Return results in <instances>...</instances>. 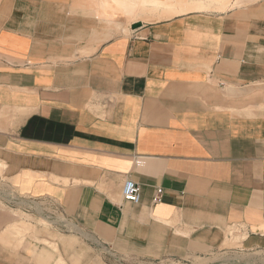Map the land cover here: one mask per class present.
<instances>
[{
  "label": "crops",
  "instance_id": "1",
  "mask_svg": "<svg viewBox=\"0 0 264 264\" xmlns=\"http://www.w3.org/2000/svg\"><path fill=\"white\" fill-rule=\"evenodd\" d=\"M15 1L0 9V160L16 194L151 256L264 251V0L126 33L94 0ZM9 209L0 264H70Z\"/></svg>",
  "mask_w": 264,
  "mask_h": 264
},
{
  "label": "rangeland",
  "instance_id": "2",
  "mask_svg": "<svg viewBox=\"0 0 264 264\" xmlns=\"http://www.w3.org/2000/svg\"><path fill=\"white\" fill-rule=\"evenodd\" d=\"M257 1L233 0L231 5H235L231 8L244 7ZM15 3V0H0V9L14 7ZM161 19L164 18L160 17L159 14H155L152 16L151 21ZM151 21L136 20L131 22L129 26H139L142 23ZM2 164L0 160V202L8 209H20L23 205L39 214L37 217H31L9 209L11 213L16 215V218H19L20 223L24 222L28 226L19 233L52 235L54 237L53 241H44L42 240L44 237H41L39 243L51 247L58 255L65 253L69 257L66 259L69 260L70 264H264V251H245L228 241L224 242L220 249L209 253L184 254L179 252L178 254L155 256H151V254L137 248L101 243L87 232L80 230L53 205L44 203L28 204L23 198L19 197L14 189L8 185L6 175L2 170ZM64 239L69 240L65 246L63 244ZM59 258L61 259L60 256ZM62 261L64 263L63 259ZM57 264H60L58 260Z\"/></svg>",
  "mask_w": 264,
  "mask_h": 264
},
{
  "label": "bare ground",
  "instance_id": "3",
  "mask_svg": "<svg viewBox=\"0 0 264 264\" xmlns=\"http://www.w3.org/2000/svg\"><path fill=\"white\" fill-rule=\"evenodd\" d=\"M232 1L233 0H94V2L88 4L93 5L98 11L99 16L103 17L101 18L104 21L101 20L99 23L104 22L112 27V24H115L112 22V16L113 14L118 15V24H115V26H118V32L126 33L129 31V24L131 22L136 20L151 21L152 16L155 14H159L162 18H169L173 15L191 10L224 11L230 6ZM110 26L108 28H110ZM115 26L114 28H116ZM106 29L107 27L105 31ZM110 29H108V31ZM108 33H106L107 36L109 35Z\"/></svg>",
  "mask_w": 264,
  "mask_h": 264
},
{
  "label": "built area",
  "instance_id": "4",
  "mask_svg": "<svg viewBox=\"0 0 264 264\" xmlns=\"http://www.w3.org/2000/svg\"><path fill=\"white\" fill-rule=\"evenodd\" d=\"M162 189L160 187L155 189L153 202L157 203L161 201ZM122 198L125 201L132 203H138L140 200V188L139 185L131 179H126L122 186ZM233 234V231L230 230Z\"/></svg>",
  "mask_w": 264,
  "mask_h": 264
}]
</instances>
